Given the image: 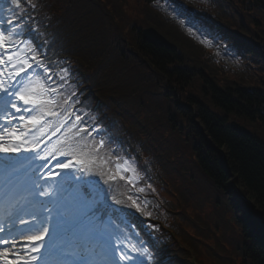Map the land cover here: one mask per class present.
Listing matches in <instances>:
<instances>
[{"label":"snow or ice","instance_id":"obj_1","mask_svg":"<svg viewBox=\"0 0 264 264\" xmlns=\"http://www.w3.org/2000/svg\"><path fill=\"white\" fill-rule=\"evenodd\" d=\"M11 3L15 9L12 18L0 20V156L31 153V160L42 163L33 168L35 178L24 191L14 183V173L19 171L16 164L7 159L0 164L4 172L0 264H48L45 249L51 251L60 234L81 229H87L89 239L96 238L104 256L99 260L85 256L79 264H148L152 254L147 247L138 246L143 241L137 236L133 243L128 234L122 238L118 232L106 230L96 211L99 201L82 191L79 183L71 200L65 197L63 183H47L74 171L97 175L109 185L119 179L135 188L140 176L133 159L110 148L102 128L85 124L76 108L79 97L69 70L56 73L51 63L45 62L35 35L28 38L29 32H35L30 11L35 5L29 0ZM201 43L208 42L202 38ZM50 161L55 162L54 167H49ZM94 167L98 169L95 172ZM45 168L46 174L41 171ZM80 179L65 177L64 183ZM138 191L144 193L145 188ZM127 200L137 212L148 204L146 200L143 205L138 202L139 195H128Z\"/></svg>","mask_w":264,"mask_h":264},{"label":"trees","instance_id":"obj_2","mask_svg":"<svg viewBox=\"0 0 264 264\" xmlns=\"http://www.w3.org/2000/svg\"><path fill=\"white\" fill-rule=\"evenodd\" d=\"M173 42L176 43L174 40ZM137 47L139 60L144 64L142 67H155L160 83L166 81L168 84L183 88L191 84L192 72L185 70L189 66L174 50L154 48L141 41H137ZM181 47L185 48L182 44ZM200 78L204 82L203 94L206 97L211 94L210 101L213 106L223 111L224 115L232 113L241 119L254 122L255 118H259L258 116L264 113V98L239 89H235V93L231 89L223 91L215 87L204 75H200ZM206 87L210 88L208 93ZM189 101L197 106V112L192 117L199 120L203 125L209 144L224 152L228 165V168H226L221 162L219 154L216 155L215 151L212 150L211 154L215 155L214 164L209 163L212 158L206 161L200 159L203 168L198 167V171L202 172L203 175H208L217 184H227L229 187V183L232 181L243 192L247 200L252 203L255 214L249 216L248 208L246 209V206L242 205L233 193L239 203L237 208L233 206L237 215L243 221L247 220V223L249 222L250 229H252L251 222L256 225L253 231L245 234L247 238H251L256 243L255 246L245 248V257L250 261V264H264V226L257 225V217L255 216L257 213L264 221V149L250 138L239 135L230 128H225V120L219 119L217 115L209 112L206 107L200 106L196 97H189Z\"/></svg>","mask_w":264,"mask_h":264},{"label":"rangeland","instance_id":"obj_3","mask_svg":"<svg viewBox=\"0 0 264 264\" xmlns=\"http://www.w3.org/2000/svg\"><path fill=\"white\" fill-rule=\"evenodd\" d=\"M232 182V181H231ZM226 185V184H225Z\"/></svg>","mask_w":264,"mask_h":264}]
</instances>
